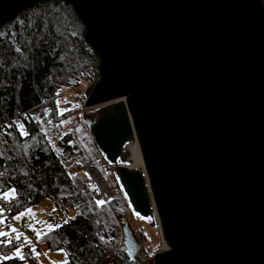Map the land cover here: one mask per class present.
<instances>
[{"label": "water", "instance_id": "obj_1", "mask_svg": "<svg viewBox=\"0 0 264 264\" xmlns=\"http://www.w3.org/2000/svg\"><path fill=\"white\" fill-rule=\"evenodd\" d=\"M39 2L70 5L98 57L83 107L110 105L83 122L131 212L156 217L152 264H264L261 0H0V26ZM132 139L144 174L123 165ZM122 246L133 259L127 223Z\"/></svg>", "mask_w": 264, "mask_h": 264}, {"label": "trees", "instance_id": "obj_2", "mask_svg": "<svg viewBox=\"0 0 264 264\" xmlns=\"http://www.w3.org/2000/svg\"><path fill=\"white\" fill-rule=\"evenodd\" d=\"M98 63L66 3H36L0 26V125L23 115L0 134V196L15 191L12 199H3L13 215L44 200L65 216L73 212L75 219L38 240L49 251H61L68 264H97L114 250L123 208H128L121 196L96 205V191L82 176L87 163L99 169L90 151L94 149L81 145L85 137H79L77 129L83 132L82 125L75 123L70 130L69 123H63L70 113H60L56 106L62 88L74 89L81 83L91 87L97 81ZM60 71L67 76L55 82ZM17 248L0 236V264L33 258L27 253L19 259ZM115 252L121 264H140L133 263L123 248Z\"/></svg>", "mask_w": 264, "mask_h": 264}, {"label": "rangeland", "instance_id": "obj_3", "mask_svg": "<svg viewBox=\"0 0 264 264\" xmlns=\"http://www.w3.org/2000/svg\"><path fill=\"white\" fill-rule=\"evenodd\" d=\"M81 26V25H80ZM61 44L64 48L68 49V42L63 40ZM67 76L66 71H60L58 74L54 75L55 82H62ZM90 88L87 83H81L77 88L74 89H64L62 88L60 94L56 97V106L58 112L70 113L66 119H64V125L69 123L70 130L73 129V125L75 123L82 125L84 131L82 129H77V133L79 137L82 138L81 145H85L87 148H91L89 144L93 147L91 154L93 156L94 161L97 164L96 167L92 166L91 162L87 163V165L82 170V176L86 178L96 191L95 201L100 200V193L92 180V175L97 173L99 178L106 185V189L108 192V199L104 204H107L110 201L118 200L121 197H124L119 184L114 175V166L107 165L100 157L98 152L96 151L94 144L92 142L89 129L83 123L84 115H89L92 119H95L97 115L110 104H101L89 108H84L83 103L86 98V92ZM80 127V126H78ZM75 128V127H74ZM0 134L5 135V131L0 129ZM89 138H88V137ZM87 137V138H86ZM133 140V139H132ZM89 141V142H88ZM132 142V141H130ZM84 147V146H83ZM87 173V175H86ZM125 198V197H124ZM31 209V214L28 213V210ZM55 209V211L53 210ZM124 213L122 215V221L118 228V242L115 247V251L117 249L123 248L122 243L120 241V237L122 236V224L127 223L130 226L131 231L135 236V241L137 243V253L135 254L132 261L133 263H143V264H152L153 256L163 251L164 244L161 240L157 220L155 216H152L148 219H141L137 215H134L129 206L123 208ZM25 213L22 218L25 217L26 224L32 226L36 232L39 231L41 236L49 232L48 225H52V229L56 228L57 225H61L66 218H71L73 216V212L69 211L65 216L61 211L57 210L50 202L41 201L36 206L30 207L25 211L21 212ZM17 216H20V214ZM4 239V238H3ZM6 242V241H5ZM124 249V248H123ZM21 255L23 256L21 250H19ZM125 251V250H124ZM16 253V252H15ZM116 257L118 255L115 252ZM33 258L31 260H25L19 264H62L65 261L64 255L61 251H49L46 247L39 242V251L35 249V253L32 252L30 254ZM24 257V256H23ZM20 259V258H19ZM119 259V258H118ZM23 260V259H21ZM131 260V259H130ZM119 264L121 261L119 259Z\"/></svg>", "mask_w": 264, "mask_h": 264}, {"label": "built area", "instance_id": "obj_4", "mask_svg": "<svg viewBox=\"0 0 264 264\" xmlns=\"http://www.w3.org/2000/svg\"><path fill=\"white\" fill-rule=\"evenodd\" d=\"M22 117L23 115H20L0 125V129L5 131L8 126L18 124ZM15 217H17V215H13L5 201L0 199V232L7 233L6 236H2L4 240L7 243H16L22 254H32L33 248L39 251V241L37 239L36 230L29 224H26L25 217H21L19 220L15 219ZM13 228L16 229V232L12 231ZM18 234L20 238L16 239ZM25 239H27L29 243L26 244ZM120 241L122 243V236L120 237ZM97 264H119V259L115 255V250L109 252L108 255L102 258Z\"/></svg>", "mask_w": 264, "mask_h": 264}, {"label": "bare ground", "instance_id": "obj_5", "mask_svg": "<svg viewBox=\"0 0 264 264\" xmlns=\"http://www.w3.org/2000/svg\"><path fill=\"white\" fill-rule=\"evenodd\" d=\"M122 162L126 168L136 170L139 171L141 174H144L143 164L140 158L137 144L134 139L132 140V142L126 144L124 148V156ZM92 180L100 193L99 199L106 201L108 199L106 185L100 181L101 179L99 178V175L97 173L92 175Z\"/></svg>", "mask_w": 264, "mask_h": 264}, {"label": "snow or ice", "instance_id": "obj_6", "mask_svg": "<svg viewBox=\"0 0 264 264\" xmlns=\"http://www.w3.org/2000/svg\"><path fill=\"white\" fill-rule=\"evenodd\" d=\"M17 51H19V49H17ZM18 127L21 128V134L24 135L23 130H22V127L23 126L20 125ZM0 175H2V173H0ZM86 175H87V173H86ZM14 195H15V191L12 190V191L6 192L3 197H0V199L10 200V199H12L14 197ZM104 203H105V201H103V200L96 201V205L98 207L103 206ZM53 210L55 211V209H53ZM28 213L31 214V209L28 210ZM23 215H25V213H21L20 216L15 217V219L19 220ZM78 215H80V213H78ZM71 219H75V217L65 219L64 224H68ZM56 227L59 228V227H62V225H57ZM48 229H49V231H51L52 230V225H48ZM12 231L13 232H16V229L13 228ZM6 235H7V233L0 232V236H6ZM36 235H37V239L38 240L41 239V233L39 231L36 232ZM19 238H20V236L18 234L17 237H16V239H19ZM101 239H103V238L101 237ZM25 243L27 244V243H29V241L27 239H25ZM32 252L35 253V249L34 248L32 249ZM15 256L18 257V258H20V259H24V257L21 255V253L19 251V248H17V251L15 253ZM4 259H12V257H4ZM63 264H68L67 259H65V261L63 262Z\"/></svg>", "mask_w": 264, "mask_h": 264}]
</instances>
